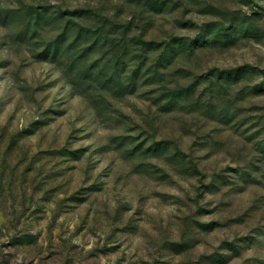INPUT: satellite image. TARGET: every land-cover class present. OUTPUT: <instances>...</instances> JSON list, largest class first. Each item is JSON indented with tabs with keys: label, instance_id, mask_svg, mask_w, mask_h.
<instances>
[{
	"label": "rangeland",
	"instance_id": "1",
	"mask_svg": "<svg viewBox=\"0 0 264 264\" xmlns=\"http://www.w3.org/2000/svg\"><path fill=\"white\" fill-rule=\"evenodd\" d=\"M0 264H264V0H0Z\"/></svg>",
	"mask_w": 264,
	"mask_h": 264
}]
</instances>
